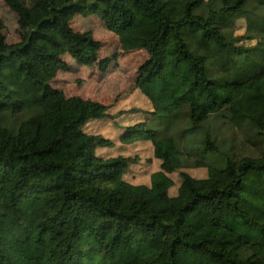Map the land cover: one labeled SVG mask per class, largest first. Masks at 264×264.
Listing matches in <instances>:
<instances>
[{
  "label": "trees",
  "instance_id": "16d2710c",
  "mask_svg": "<svg viewBox=\"0 0 264 264\" xmlns=\"http://www.w3.org/2000/svg\"><path fill=\"white\" fill-rule=\"evenodd\" d=\"M3 1L19 41L0 33V264H264V0ZM85 11L123 52L147 55L134 88L150 107L117 138L149 143L159 169L148 183L126 180L132 158L97 155L114 141L84 130L110 105L52 86L65 55L110 66L102 43L72 27ZM184 109L183 136L217 114L257 153L233 157L200 132L206 176H191L171 132Z\"/></svg>",
  "mask_w": 264,
  "mask_h": 264
},
{
  "label": "rangeland",
  "instance_id": "374dc122",
  "mask_svg": "<svg viewBox=\"0 0 264 264\" xmlns=\"http://www.w3.org/2000/svg\"><path fill=\"white\" fill-rule=\"evenodd\" d=\"M24 1L29 4L33 0ZM17 20V15L5 5L3 0H0V33L8 44H15L19 41ZM71 24L77 31H90L94 38L103 45L99 58L109 57L112 61L109 68L102 72L96 64L91 67L82 66L68 55H65L63 59L67 62L69 70L59 72L53 80L52 86L61 90L65 96H80L84 99L110 105L108 117L102 120H90L84 126V130L88 133L110 137L114 141V145L110 148H97V155L106 158L122 154L132 158L133 161L125 171L126 180L133 183H148L150 174L159 169V162L153 157L149 143L122 145L117 138L119 130L121 131L120 126L142 119V116L150 107L144 96L134 88L137 69L147 55L142 50L123 52L119 48L116 35L108 31L104 21L90 11L76 14ZM231 28L234 36H242L246 34L247 23L243 18H237ZM256 44V39H243L237 42L236 46L249 49ZM148 116V118L151 117L150 114ZM178 117L171 132L178 140L182 151L185 165L182 170L191 176L197 178L206 176L205 167H196L195 165L197 161L203 160L200 153L201 146H198L200 132L208 131L216 145L221 150L228 151L233 157L257 153L249 143L246 128H235L217 114L211 115L195 130V134L191 137H188V135L183 136L184 132H181L182 129L189 126L186 109ZM160 122L165 125L163 119ZM158 127L162 128L161 125ZM187 137L189 138V144ZM171 177L174 181L171 192H175L180 181L179 173L174 172Z\"/></svg>",
  "mask_w": 264,
  "mask_h": 264
}]
</instances>
